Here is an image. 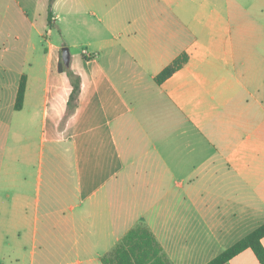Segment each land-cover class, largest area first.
I'll return each instance as SVG.
<instances>
[{
  "label": "crops",
  "instance_id": "crops-1",
  "mask_svg": "<svg viewBox=\"0 0 264 264\" xmlns=\"http://www.w3.org/2000/svg\"><path fill=\"white\" fill-rule=\"evenodd\" d=\"M49 4L0 0V264H105L139 224L207 264L262 225L264 0Z\"/></svg>",
  "mask_w": 264,
  "mask_h": 264
},
{
  "label": "trees",
  "instance_id": "trees-1",
  "mask_svg": "<svg viewBox=\"0 0 264 264\" xmlns=\"http://www.w3.org/2000/svg\"><path fill=\"white\" fill-rule=\"evenodd\" d=\"M53 2L54 0H50L49 4L50 22L52 20ZM61 55H63V51H61ZM187 61L188 55L186 53L180 55L173 63L158 74L156 81L159 83L163 82L178 69L183 67ZM60 67H62L61 64ZM68 72L73 85V90L69 99V105L72 106L77 103L81 82L77 75L70 71ZM26 84V76H23L16 98V109H21L24 105ZM263 237L264 223L229 248L225 249L207 264H228L234 256L247 248L253 249L261 264H264ZM102 259L105 264H171L153 232L145 224H139L130 229L116 248Z\"/></svg>",
  "mask_w": 264,
  "mask_h": 264
},
{
  "label": "water",
  "instance_id": "water-1",
  "mask_svg": "<svg viewBox=\"0 0 264 264\" xmlns=\"http://www.w3.org/2000/svg\"><path fill=\"white\" fill-rule=\"evenodd\" d=\"M63 61L68 66L70 64V50L68 47L63 48Z\"/></svg>",
  "mask_w": 264,
  "mask_h": 264
},
{
  "label": "rangeland",
  "instance_id": "rangeland-1",
  "mask_svg": "<svg viewBox=\"0 0 264 264\" xmlns=\"http://www.w3.org/2000/svg\"><path fill=\"white\" fill-rule=\"evenodd\" d=\"M75 51V49H73ZM66 65V64H65ZM67 66V65H66Z\"/></svg>",
  "mask_w": 264,
  "mask_h": 264
}]
</instances>
